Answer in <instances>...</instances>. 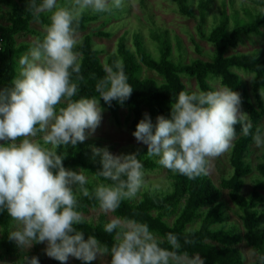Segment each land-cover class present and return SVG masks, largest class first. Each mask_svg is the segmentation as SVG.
I'll return each mask as SVG.
<instances>
[{
  "label": "clouds",
  "instance_id": "clouds-1",
  "mask_svg": "<svg viewBox=\"0 0 264 264\" xmlns=\"http://www.w3.org/2000/svg\"><path fill=\"white\" fill-rule=\"evenodd\" d=\"M123 4L124 0H71L70 6H62L60 0H28L27 11L34 19L51 13V23L43 39L21 56L12 86L0 89V141H11L0 143V213L7 211L19 225L9 239L29 249L47 242L46 255L61 264L70 257L91 264L109 252L110 264H204L199 257L186 258L161 247L163 239L135 219L115 217L105 224V232L115 233L111 249L94 235L85 239L77 227L85 222L78 197L92 193L83 169L65 168L66 149L84 142L86 130L94 133L100 126V98L109 106L113 100L123 105L134 91L123 58H117L96 85L98 97L73 99L80 91L76 81L84 79L77 30L85 12L112 14ZM238 124L244 135L251 134L239 92L228 87L181 91L170 118L160 115L154 124L146 113L133 136L147 145L148 157H158L173 174L195 180L208 173L213 158L234 146ZM253 139L257 147L264 146V127H257ZM62 146L65 151L58 152ZM93 153L101 157L97 174L113 182L99 184L95 199L105 213L115 212L144 187L143 162L136 153L114 155L107 147H93ZM166 239L173 249L180 247L176 234L167 233ZM24 264L40 260L25 257Z\"/></svg>",
  "mask_w": 264,
  "mask_h": 264
},
{
  "label": "trees",
  "instance_id": "trees-1",
  "mask_svg": "<svg viewBox=\"0 0 264 264\" xmlns=\"http://www.w3.org/2000/svg\"><path fill=\"white\" fill-rule=\"evenodd\" d=\"M171 1L178 5L181 15L188 18L195 16L194 0ZM226 1H222L223 10L220 16H214L213 24L207 29L204 26L209 3H200L202 23L197 31L202 39L214 46L210 61L196 59L187 64L175 61L170 37L158 33L153 36L158 43L156 57L148 49L144 36L139 31L133 36L132 46L128 45L125 37L120 38L117 51L110 53L104 62L101 58L103 51L95 45L93 34L85 35L76 49L80 53L81 74L84 79L76 81L80 91L73 99L98 97L96 85L106 76L105 67L111 66L117 58H123L128 82L134 91L123 105L113 100L109 106L102 98L100 102L104 110H107L116 121H119L121 111H127L131 119L130 126L134 131L140 120L144 118L145 111L156 122L160 115L170 118L171 105L178 94L181 91H188L183 76L194 78L200 90L217 89L210 81L212 78H218L224 87L239 92L242 106L249 113L252 129L251 134L244 135L242 126L239 124L236 126L237 136L229 159L232 171L228 177H223L222 188L228 190L232 203L238 209L242 228L229 223L228 207L223 200L222 191L208 173L190 180L184 175L173 174L166 169L169 181L164 187L148 185L138 202L134 203L133 199L124 200L115 214L121 218L147 223L150 230L163 239L161 247L177 251L178 254L189 258L197 255L204 264H244L245 256L238 247L243 241L257 249L258 263L264 264V259H261L264 257V227H262L264 209L261 208L264 204V154L256 166H253L249 159L251 146L255 144L253 136L256 129L263 127L260 122L264 120V95L261 94L264 90V61L257 54H229L230 50L238 47L241 37L263 35L264 0H250L252 7L241 3L244 8H254L257 15L252 22L236 27H231L229 6L233 7L237 14L241 13L235 7V0H231V4ZM60 3L62 6H70L71 0H60ZM2 6L8 9L9 24L0 23V89L12 86L14 79L19 76L21 56L32 47L28 43L18 44L17 37L33 33L32 24L47 26L51 23V13H41L38 20L34 19L33 14L27 11L28 0H0V8ZM108 15L85 12L77 31L85 32L89 25ZM0 19H2L1 15ZM99 35L111 36L110 33L102 32ZM176 41L178 49L182 52L180 38L176 37ZM144 68L156 72L162 77L163 82L151 78L144 79L142 76ZM237 70L254 75L252 91L256 103L253 102L247 84ZM73 79L75 80V76ZM66 150L67 158L63 162L65 168L75 171L83 169L84 173L91 177L86 186L92 195L85 197L80 194L78 197V210L84 213L90 208L100 206L94 196L96 187L102 183L113 182L97 174L102 170V165L89 157V153L94 155L89 143L69 145ZM64 151L63 146L58 149V152ZM147 152L145 149L141 151L131 149L126 154L136 153L143 162L145 173L162 169L163 166L157 162L159 158L148 157ZM255 172L257 174L253 180V190L249 196H245L243 190L246 179ZM171 214L174 215L173 222L168 220ZM84 221L77 227L85 232V239L88 235H94L111 249L116 243L115 233L109 234L104 231L106 222L101 220L95 224L85 218ZM13 224L14 221L7 211L0 213V250L8 256L17 254V244L9 239ZM170 232L178 237L180 245L178 249H173L166 239V234Z\"/></svg>",
  "mask_w": 264,
  "mask_h": 264
},
{
  "label": "rangeland",
  "instance_id": "rangeland-1",
  "mask_svg": "<svg viewBox=\"0 0 264 264\" xmlns=\"http://www.w3.org/2000/svg\"><path fill=\"white\" fill-rule=\"evenodd\" d=\"M207 1L208 0H194L193 10L195 16L193 18H188L180 14L178 5L171 0H124L123 6L116 10V12H113L112 14L105 16L103 19H100L98 22L89 25L85 32H78V41L80 42L87 34H93L95 45L103 51L101 58L105 62L110 53L117 51L120 38L125 37L128 45L132 46L134 34L140 31L144 36L148 49L157 57L158 49L156 45L158 43L155 42L153 36L158 33L164 36L168 35L170 37V41L173 45V59L175 61H181L185 64L196 59L210 61L214 53V46L202 39L198 35L197 31L198 26L202 23V10L200 8V3H209V7L206 10V24L204 26V28L207 29L213 24L214 16H220L221 11L223 10V0ZM227 1L229 3L231 2V0ZM241 3L247 7L253 5L250 0H235V7L241 14H237L233 7L230 8L229 6L231 27L246 25L247 23L252 22L257 15L254 8H244L245 6H242ZM7 11L8 9L5 6L0 8V15L2 16L0 23L3 25L9 24ZM31 29L33 33L17 37L18 44L28 43L33 46L38 39L42 40L46 35V26L42 24H32ZM100 32L110 33L111 36H101L99 35ZM262 32V36L241 37L238 47L230 50L229 54H257L264 61V27L262 28ZM176 37H179L181 40L183 46L182 52L178 49ZM237 73L246 82L252 100L256 103L252 91L254 75L240 70H237ZM142 76L144 79L151 78L160 83L163 82L162 77H160L156 72L146 68H144ZM183 82L185 83L188 91L200 90L198 83L194 78L183 76ZM210 82L217 89L224 87L221 80L218 78H212ZM242 111L249 115L243 106ZM145 113L148 114L147 111H145ZM152 121L154 124L156 123V121ZM260 124L264 127V120H262ZM130 125L131 119L129 118L127 111H121L120 119L119 121H116L107 110H104L100 126L94 133L90 132V130H86L88 138L84 142L89 143V148L92 151L93 147H107L114 155L126 154L130 152L131 149H135L136 151L145 149L148 151L147 145H144L142 142H137L136 138L133 136L135 131ZM37 139H40V137H37ZM7 142L10 143L11 141H0V143ZM231 149L219 157L211 160L208 175L222 191L223 200L228 207L229 223L236 224L242 228V222L238 215V209L232 203L228 190L222 188L223 177H228L232 171L229 162ZM263 154L264 146L257 147L256 144L251 146L249 159L253 166L257 165ZM89 157L93 159L94 162L101 164L100 156L89 153ZM79 171L80 169H78L77 172ZM256 174L257 173L255 172L254 175H251L246 179V185L243 190V194L245 196H249L252 192L253 180ZM85 175L88 180L91 179L90 176L87 174ZM144 180V187L133 199L134 203L138 202L142 198V195L148 185L151 184L156 187H164V185H166L169 181V174L166 168L163 167L160 170L146 172ZM73 188L75 190V186H73ZM261 208L264 209V204ZM82 214L85 219H88L95 224L101 220L107 223L112 218L119 217L115 214V212L105 213L100 206L90 208L87 212ZM168 220L169 222H173L174 215L171 214L168 217ZM18 227L19 225L14 222L12 231L16 230ZM15 243L17 244L16 241ZM46 247L47 242L36 243L30 249L27 247L21 248L17 244L16 256L5 255L2 250H0V261H4L6 264H24L25 257H28L30 260L31 257L35 256L39 258L40 264H61L60 261L52 259L46 255ZM238 247L245 256L244 264H259L257 249L250 247L245 241L239 244ZM185 257L189 258L187 256ZM195 257L199 256L196 255L193 258ZM110 262L111 255L108 253L98 256L95 261L91 262V264H110ZM67 264H84V262L74 257H70Z\"/></svg>",
  "mask_w": 264,
  "mask_h": 264
}]
</instances>
